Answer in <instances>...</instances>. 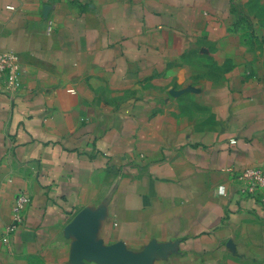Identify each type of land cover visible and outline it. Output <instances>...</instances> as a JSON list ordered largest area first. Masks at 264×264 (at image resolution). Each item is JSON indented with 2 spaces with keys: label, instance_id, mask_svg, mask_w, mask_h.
<instances>
[{
  "label": "crops",
  "instance_id": "crops-1",
  "mask_svg": "<svg viewBox=\"0 0 264 264\" xmlns=\"http://www.w3.org/2000/svg\"><path fill=\"white\" fill-rule=\"evenodd\" d=\"M0 50V264H264V0H0Z\"/></svg>",
  "mask_w": 264,
  "mask_h": 264
},
{
  "label": "built area",
  "instance_id": "built-area-1",
  "mask_svg": "<svg viewBox=\"0 0 264 264\" xmlns=\"http://www.w3.org/2000/svg\"><path fill=\"white\" fill-rule=\"evenodd\" d=\"M53 26V21L48 19L45 28L47 34L52 32ZM21 71L19 57L16 53L0 50V92L10 97L18 95L22 87ZM230 142L234 143V139H231ZM235 178L240 184L239 194L256 199L264 207V169L259 167L244 168L237 173ZM29 202L30 197L25 191L17 192L11 207L10 222L3 228L1 240L4 244L9 243L14 231L23 223L24 212Z\"/></svg>",
  "mask_w": 264,
  "mask_h": 264
}]
</instances>
